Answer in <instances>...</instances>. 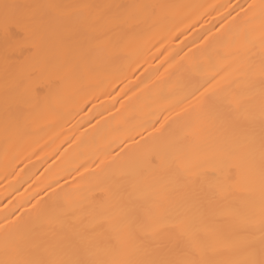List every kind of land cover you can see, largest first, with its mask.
<instances>
[{
	"label": "bare ground",
	"instance_id": "bare-ground-1",
	"mask_svg": "<svg viewBox=\"0 0 264 264\" xmlns=\"http://www.w3.org/2000/svg\"><path fill=\"white\" fill-rule=\"evenodd\" d=\"M262 108L264 0H0V264H264Z\"/></svg>",
	"mask_w": 264,
	"mask_h": 264
},
{
	"label": "snow or ice",
	"instance_id": "snow-or-ice-1",
	"mask_svg": "<svg viewBox=\"0 0 264 264\" xmlns=\"http://www.w3.org/2000/svg\"><path fill=\"white\" fill-rule=\"evenodd\" d=\"M234 103L235 104H239V103H241V101H237V100L230 99L227 96H225L224 99H223V101H222V104L223 105H232ZM262 111H264V108H262ZM233 211L234 212H238L239 210L236 209V210H233ZM261 214H262V216H264V203H262V206H261ZM0 227H3V226L0 225ZM159 264H167V262L161 261V262H159Z\"/></svg>",
	"mask_w": 264,
	"mask_h": 264
},
{
	"label": "rangeland",
	"instance_id": "rangeland-1",
	"mask_svg": "<svg viewBox=\"0 0 264 264\" xmlns=\"http://www.w3.org/2000/svg\"><path fill=\"white\" fill-rule=\"evenodd\" d=\"M232 2H233V0H232ZM176 39H178V38H176ZM175 41V40H174ZM179 42V41H178ZM175 44V43H174ZM177 44V43H176Z\"/></svg>",
	"mask_w": 264,
	"mask_h": 264
}]
</instances>
